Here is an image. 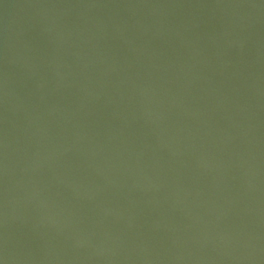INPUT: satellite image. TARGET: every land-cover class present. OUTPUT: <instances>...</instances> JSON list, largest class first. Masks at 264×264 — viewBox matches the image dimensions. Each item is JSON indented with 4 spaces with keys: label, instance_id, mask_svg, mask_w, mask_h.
Instances as JSON below:
<instances>
[{
    "label": "water",
    "instance_id": "95a60500",
    "mask_svg": "<svg viewBox=\"0 0 264 264\" xmlns=\"http://www.w3.org/2000/svg\"><path fill=\"white\" fill-rule=\"evenodd\" d=\"M264 0H0V264H229Z\"/></svg>",
    "mask_w": 264,
    "mask_h": 264
}]
</instances>
